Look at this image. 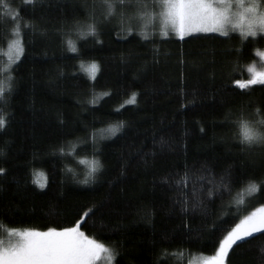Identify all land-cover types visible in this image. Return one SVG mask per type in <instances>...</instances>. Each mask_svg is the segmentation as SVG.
I'll return each mask as SVG.
<instances>
[{
  "label": "trees",
  "instance_id": "16d2710c",
  "mask_svg": "<svg viewBox=\"0 0 264 264\" xmlns=\"http://www.w3.org/2000/svg\"><path fill=\"white\" fill-rule=\"evenodd\" d=\"M4 2L17 17L0 6V237L13 227L77 226L120 253L112 264H191L214 255L227 231L264 204V157L242 152L234 138L242 112L264 119V109L256 112L264 85L241 94L231 82L249 78L264 45L251 37L242 45L235 32L142 38L135 27L122 30L119 15L79 37L76 22L94 4L99 17L98 0ZM14 39L25 51L8 67ZM97 160L95 179L79 184ZM185 197L187 214L177 202ZM80 216L86 222L76 225ZM225 264H264V230L237 241Z\"/></svg>",
  "mask_w": 264,
  "mask_h": 264
},
{
  "label": "snow or ice",
  "instance_id": "6c2138e0",
  "mask_svg": "<svg viewBox=\"0 0 264 264\" xmlns=\"http://www.w3.org/2000/svg\"><path fill=\"white\" fill-rule=\"evenodd\" d=\"M38 2L39 0H24V3L29 5H35ZM98 4L102 9L99 17L94 14L96 6L94 4L88 20L84 23L76 22V32L79 37L96 36L99 21H109L112 17L119 15L122 30L126 20L142 21L140 30L142 38L146 35L144 28L155 17L159 21V31L162 36L174 33L183 40L186 36L195 33H216L219 37L231 38L230 33L238 32L242 45L249 37L252 38L250 42L254 46L264 45V0H153L151 4L147 0H98ZM0 6L4 7L5 15H10L13 19L17 17V13L11 11L4 0H0ZM129 6L133 7L134 11L128 12ZM156 8H159L158 12H155ZM127 31L132 32L133 28L129 26ZM19 32L17 28L15 34L19 36ZM9 48L15 49V57H9L8 67H11L13 59L18 60L25 48L19 39L12 40ZM68 50L77 52L74 41H68ZM236 52L239 54L240 49L237 48ZM256 54L259 62L253 61L248 65L249 78L232 79L231 81L241 90V94L251 90L253 85H264V48L256 47ZM3 71L4 69H0V73ZM87 71L90 78H94L98 65L93 61ZM9 79H11L10 75ZM3 91V81H0V94ZM135 96L136 93H132V98L127 102L134 103ZM183 106L181 104V107ZM262 109H264V102L256 110L257 116L261 114ZM236 123L239 127V135L238 137L234 135V138L239 139L241 151L251 152L259 149L261 156L264 157V127H261L264 125V119H246L242 112ZM6 124L4 115H0V130H3ZM118 131H120L119 125L108 129L110 135H115ZM100 167L98 160L92 162L85 179L78 183L89 184L95 179L93 174ZM0 174H7L5 167L0 166ZM225 176L230 177L231 173L227 172L222 175L221 183H225ZM38 186L44 188L43 183ZM248 191L255 193L257 185L250 184ZM208 195H213L211 189L208 190ZM177 202L182 205V211L187 214L189 207L187 198ZM202 204V201L193 200L191 206L197 208ZM138 215L146 222L151 221L150 211L144 213L143 209H140ZM81 221L86 222L85 216H80L76 225H80ZM261 230H264V204L235 223L219 240L215 255L208 257L204 264H225L229 250L237 241H243L244 238ZM105 255L111 262L120 253L115 248L107 247L98 239L86 235L77 226L47 227L46 230L35 228L21 230L13 227L8 230L6 238L0 237V264H99Z\"/></svg>",
  "mask_w": 264,
  "mask_h": 264
},
{
  "label": "rangeland",
  "instance_id": "374dc122",
  "mask_svg": "<svg viewBox=\"0 0 264 264\" xmlns=\"http://www.w3.org/2000/svg\"><path fill=\"white\" fill-rule=\"evenodd\" d=\"M147 2L149 4H151L153 2V0H147ZM134 11V8L132 7L131 11L132 12ZM149 11H152V9H149ZM159 11V8H156L155 9V12H158ZM143 22L140 21V20H136V19H133L131 21H125L124 25H127L128 27L131 26V27H135L136 29L138 30H141V24ZM144 32L145 33H154V32H158L160 34V31H159V21L158 19H156L155 17L152 19V21L150 23H148L146 25V27L144 28ZM234 33V32H233ZM235 33H238V32H235ZM195 34H205V33H195ZM195 34H192V35H195ZM216 34V33H214ZM239 34V33H238ZM161 35V34H160ZM169 35H172V36H175L177 37L174 33H170ZM190 36V35H189ZM187 37V36H186ZM13 49H9V53H12ZM259 62V58L257 60V63ZM252 212V211H251ZM250 212V213H251ZM248 215V214H247ZM246 215V216H247ZM263 231V230H261ZM260 231V232H261ZM258 233V232H257ZM253 234H256V233H253ZM252 234V235H253ZM6 238V237H5ZM247 238V237H246ZM215 255V254H214ZM213 256V255H211ZM211 256H201V257H198L196 258L191 264H204V261L208 258V257H211ZM99 264H112V261L110 262L107 255H105L100 261H99Z\"/></svg>",
  "mask_w": 264,
  "mask_h": 264
}]
</instances>
